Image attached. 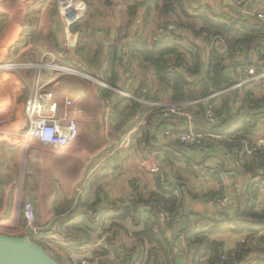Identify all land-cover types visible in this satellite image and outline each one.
<instances>
[{
  "label": "trees",
  "instance_id": "1",
  "mask_svg": "<svg viewBox=\"0 0 264 264\" xmlns=\"http://www.w3.org/2000/svg\"><path fill=\"white\" fill-rule=\"evenodd\" d=\"M128 1L129 25H135L140 12L146 17L150 12L159 11L155 33L159 29L166 30L169 25L175 29L165 34L157 33L156 42L140 52L146 70L134 95L143 100L123 97L124 106L119 107L120 114L113 131L120 139L127 132L139 129L136 149L145 151L144 154H165L169 168L163 166L177 180L181 197L178 199L164 191L153 177V191L148 190V181L145 184L141 179V184L133 179L128 184L127 193H120L117 199H113L115 193L108 189L109 182L102 176L112 161L117 164L126 156L128 149L119 147L120 140L110 148L111 159L95 171L103 173L85 183L83 195L64 200L55 208V238H46L49 232L40 230V238L30 234L29 240L41 245L59 264H79L82 258L90 264H174L172 255L176 246L161 228L156 209L170 213L173 219L182 213L187 194H193L175 162L177 160L187 167L190 160L181 153L186 145L176 137L166 136L165 143L158 141L155 132L160 127L153 125L152 119L166 124V127L169 122L174 126V122L182 118H165L160 111L161 106L178 104L197 117V126L201 130L220 136L216 139L209 134L204 149L218 142L241 171L253 179L252 186L237 200L233 217L222 220L202 218L184 230V256L190 264H264V146H255L263 131L260 125L264 124V81L260 87L245 84L235 89L233 85L240 81V77L228 76L229 70L239 67L255 65L264 68V25L254 16L243 18L226 6L223 8L228 12L223 11L220 17L202 14L195 17L197 22H183L182 17L188 18L186 3L189 0ZM106 2L111 6L108 0ZM214 41L222 44L225 52L217 50ZM210 43L213 46L207 52ZM254 54L258 55L256 59ZM203 65L205 79L201 81L199 73ZM188 76L191 81L187 80ZM240 93L247 105L245 109L236 107ZM210 95H215L212 105L218 118L216 124H204L201 120L206 109L204 99ZM110 111L113 112V105H110ZM144 114H148V120L141 124ZM221 194L219 187L212 197ZM101 210L104 213L96 220L95 215ZM62 214H66L65 217H61ZM128 222L138 230L129 232L125 226ZM90 233L100 235L99 239L105 238L102 245H97L88 254L80 248L94 241L90 239ZM123 235L130 243H125ZM224 236H244V239L235 249L228 251ZM76 256L80 257L74 258ZM110 256L113 261L108 258Z\"/></svg>",
  "mask_w": 264,
  "mask_h": 264
},
{
  "label": "crops",
  "instance_id": "2",
  "mask_svg": "<svg viewBox=\"0 0 264 264\" xmlns=\"http://www.w3.org/2000/svg\"><path fill=\"white\" fill-rule=\"evenodd\" d=\"M108 1L111 6H108L104 0L105 5L114 8L113 12L116 8L118 15L115 18L92 15L94 19L97 18L99 25L91 30L89 28V45L87 48H81L79 43L83 40L85 31L82 29L76 31L77 23L71 41L66 43L55 0H0V62L1 65L8 63L9 68L11 67L0 76V141L3 140V135L10 136L9 134L23 131L24 103L30 97L36 82L41 79L42 81L55 79L56 83L55 85L52 83V88L60 100V113L75 117L80 122L79 140L61 156L45 153L39 147L16 149L0 143V233L2 234L17 236L19 231L24 229L26 223L22 217V206L29 200L35 209V225L40 230H47L48 237L55 238L53 235V226L56 223L55 208L64 200L75 198L76 188L83 182L86 183L89 178L94 179L103 173H95V171L111 159L110 148L121 140L120 147L129 132L132 134L129 146L124 148V150L128 149L126 156L119 159L117 164L112 161L107 173L102 177L105 181L111 182L116 179L118 188L113 199H117L120 193H127L124 186L120 185L123 179L122 173L125 171L129 176L136 173L138 176L142 175L141 178L134 175L128 182L126 181V184L133 179L141 183L140 180L143 179L142 183L149 182L148 190L155 189L153 177L144 167L147 154L135 148L139 129L135 128L118 139L113 127L120 114V105L124 106L122 99L135 101L142 99L134 95V90L139 87L146 70L140 60V52L151 47L152 38L157 35L155 26L160 15L159 11L150 12L146 17L141 13L135 25L131 26L128 24L130 2ZM255 1L257 3L253 4ZM223 6L231 7L228 0H189L186 3L188 18L182 17L181 20L197 22L198 19L195 17H200L202 14L220 17L223 11L228 12ZM255 8H264V0L246 1L244 12L248 13ZM242 17H248V14ZM253 58L256 59V54ZM66 60L72 69L61 64ZM1 67L3 65L0 69ZM15 71L21 72L15 73ZM231 71L233 69L229 70L228 76L236 78L231 76ZM66 95L72 97L71 105L67 108L61 100V97ZM110 105H113V112L110 111ZM111 113L114 116L109 118L107 114L111 115ZM147 120L148 114L142 115L141 124H145ZM182 122V120L174 122L175 127L169 122L167 127L182 128ZM85 123L97 128V140L92 142L86 137ZM152 124L160 127L155 133L158 141L165 143L166 124L162 125L156 119H152ZM99 128L102 140L98 143L101 137ZM88 152L91 155L89 162ZM181 153L190 161L186 168L183 163L176 160L175 164L180 174L182 168L192 170L199 165L224 169L233 195L230 203L224 207L209 206L206 201L219 190V184L202 175L200 187L191 185L190 188L188 183L193 196L187 194L182 213L165 227V231L168 240L176 246L172 255L175 259L174 264H190V260L188 261L187 256L183 254L184 230L190 225L197 224L202 218L222 220L233 217L237 200L252 186L253 179L241 171L218 142L212 143L203 152L185 146ZM158 155L167 167L165 154L158 153ZM137 158L140 163L136 162ZM137 164L140 166L138 167ZM196 164L197 166H194ZM132 167H137L140 171L135 172V168ZM182 177L184 178L183 175ZM65 215L62 214L61 217ZM125 226L129 232L138 230L131 227L129 222ZM89 235L94 241L80 248L88 254L94 251L97 245H102L105 238L99 239L100 235L96 233ZM223 239L226 249L230 251L243 241L244 236H224ZM101 240L102 243L99 244ZM123 240L127 244L130 243L125 235ZM55 252L57 253L58 250ZM108 258L114 260L113 256Z\"/></svg>",
  "mask_w": 264,
  "mask_h": 264
},
{
  "label": "built area",
  "instance_id": "3",
  "mask_svg": "<svg viewBox=\"0 0 264 264\" xmlns=\"http://www.w3.org/2000/svg\"><path fill=\"white\" fill-rule=\"evenodd\" d=\"M228 2L235 13L254 16L264 25V8H255L254 10L246 13L244 12L245 0H228ZM55 4L63 26L65 41L68 43L71 41L73 36V27L80 21V19L84 18L87 9L76 0H55ZM174 29L175 27L173 25H169L166 30H157V33L165 34L167 31H174ZM156 40V35H154L152 38V45L156 42ZM213 43L215 44L214 46L217 47V50L220 49V52H225V48L222 47V44L217 41H214ZM213 43L207 45V52L211 50ZM256 56L258 55L256 54ZM231 76L240 77V81L233 85V88L235 89L245 84L260 87L264 81V68H258L255 65L244 68L239 67L231 71ZM191 79L192 78L189 76L187 77L188 81H191ZM52 83L55 85V79L47 81H42L41 79L36 82L30 97L24 103L23 113L25 127L23 131L9 134L10 136L3 135V140L0 141V143L12 146L16 149H32L33 147H39L45 153L61 156L68 151L71 145L79 140L80 122L75 117H69L67 114L60 113V100L53 91ZM62 87L65 88L66 86ZM214 96L215 95H210L204 99L206 109L201 115V120L204 121V124H213L218 120L216 114L213 112L214 106L212 105V99ZM61 100L64 101V106L66 108L70 107L72 101V97L70 95L61 97ZM153 105L156 107L159 106L158 104ZM236 107L242 109L247 107V105L243 102V95L241 93L239 94L236 102ZM161 108L163 109L160 111V114L163 117L169 118L171 116H176L182 118L183 121L182 128L177 127L173 129L166 127L164 131L166 136L176 137L182 144L195 148L199 152H203L205 150L204 148L206 147L205 145L208 136L211 135V137L216 139L220 138V136H214L213 133L211 134L201 130L197 126V117L193 113L189 112L186 107L178 104H171L168 106H161ZM260 127L263 129V132L259 135L260 137L255 145L258 148L264 146V124H261ZM85 129L87 130L86 137L89 138V141L93 142L97 140L98 130L96 127L89 126V124L85 123ZM131 134L132 132H129L126 135L120 147L124 149L129 146ZM232 152L235 153L234 150ZM144 167L148 174L157 178L159 185L164 191L169 192L172 196L178 199L181 197V189L178 187L177 180L167 173L158 153H147ZM198 171L203 177L216 181L222 190L221 195L208 198L206 201L207 204L209 206L221 207L229 204L233 195L229 185L227 172L224 169L205 167L204 165H199ZM84 186L85 182L76 188V198L83 195ZM156 212L162 229H165L168 224L172 223L173 217L170 213L160 209H156ZM102 215L103 211L101 210L95 215V217H97L96 220ZM22 217L26 224L24 229L20 230L17 236L32 234L40 238V228L35 225V209L29 200L23 203ZM46 238L52 239L48 236ZM101 243L102 240L99 244ZM79 264L90 263L86 261V259L82 258Z\"/></svg>",
  "mask_w": 264,
  "mask_h": 264
},
{
  "label": "rangeland",
  "instance_id": "4",
  "mask_svg": "<svg viewBox=\"0 0 264 264\" xmlns=\"http://www.w3.org/2000/svg\"><path fill=\"white\" fill-rule=\"evenodd\" d=\"M76 1H78V2H80L83 6H85V8L87 9V12H86V15H85V17L84 18H82V19H80V21L78 22V24H77V27H76V31H78V30H80V29H82V30H84L85 31V33H84V35H83V40L79 43V46L82 48V47H84V48H87L88 47V45H89V28H90V30L91 29H94V28H96V26L97 25H99V22L97 21V18L96 19H94V17L92 16V15H95V17H100V15H101V17H102V15L104 16H107V17H114L115 18V16H117L118 15V12H117V9L115 8V10H114V12H113V9H111L110 7H108L107 5H105V2H104V0H76ZM114 2H118V0H114ZM113 2V3H114ZM112 3V4H113ZM140 13H142V12H140ZM154 22H155V17H154ZM152 20V21H153ZM110 21H112V20H110ZM143 22V21H142ZM75 24V25H76ZM73 29H74V27H73ZM73 29H72V31H73ZM62 30H63V26H62ZM63 34H64V32H63ZM8 63H3L2 65H3V67H1V69H0V76L2 75V74H4V73H2V72H6V71H9L10 70V68H9V66L7 65ZM61 64L62 65H65V66H67L69 69H72L71 67H69V66H71L69 63H68V61L66 60V61H62L61 62ZM1 65V62H0V66H2ZM21 71H15V73H20ZM107 116L109 117V118H112L113 116H114V114L113 113H111V115H108L107 114ZM106 117V116H105ZM108 118V119H109ZM104 121H106V118H104ZM100 129V128H99ZM100 131V136H101V129L99 130ZM102 138V136L100 137V139L98 140V143L102 140L101 139ZM90 154H91V152H90ZM88 158H87V160H88V162H89V156H91V155H89V152H88ZM91 160V159H90ZM136 162L138 163L139 161H138V158L136 159ZM140 163V162H139ZM168 163V165H167V167H166V169H168L169 168V162H167ZM90 166V165H89ZM137 166L139 167L140 165H138L137 164ZM198 167V166H197ZM197 167H195L194 169H192V170H190V171H188V170H186L185 168H182L181 169V174L184 176V180H185V182L186 183H190V188H192L191 187V185H195L196 187H200V185H202V181H201V175H200V173H199V171H198V168ZM135 167H132V169H134ZM177 168V167H176ZM187 168V167H186ZM136 170H138V171H140V169L139 168H135V172H136ZM69 172V171H68ZM123 174V179H121V182H120V185H122V187L124 186V188L127 190L128 189V184H126L127 182H128V180L129 179H131L134 175H136V177H142V175H140L139 174V176H138V174L136 173V174H134V175H131V176H129V174L125 171V173H122ZM146 175V174H145ZM150 176V175H149ZM121 177V178H122ZM145 177V176H144ZM153 177V176H152ZM151 177V178H152ZM127 181V182H126ZM109 183H108V189H110L111 191H113L114 193L116 192V189L118 188L116 185H117V182L116 181H114V182H111V181H108ZM102 184V183H101ZM195 187V188H196ZM16 237H23V235H21V236H16ZM24 237L26 238V239H30L31 238V236H30V234H26V235H24ZM50 256H52V255H50ZM77 257V256H76ZM76 257H74V258H76Z\"/></svg>",
  "mask_w": 264,
  "mask_h": 264
},
{
  "label": "water",
  "instance_id": "5",
  "mask_svg": "<svg viewBox=\"0 0 264 264\" xmlns=\"http://www.w3.org/2000/svg\"><path fill=\"white\" fill-rule=\"evenodd\" d=\"M255 1L253 4H256ZM205 79V66L201 67L199 80ZM216 124V123H213ZM0 264H59L38 243L23 237L0 233Z\"/></svg>",
  "mask_w": 264,
  "mask_h": 264
},
{
  "label": "bare ground",
  "instance_id": "6",
  "mask_svg": "<svg viewBox=\"0 0 264 264\" xmlns=\"http://www.w3.org/2000/svg\"><path fill=\"white\" fill-rule=\"evenodd\" d=\"M81 8V7H80ZM86 15V14H85ZM85 17V16H84Z\"/></svg>",
  "mask_w": 264,
  "mask_h": 264
}]
</instances>
